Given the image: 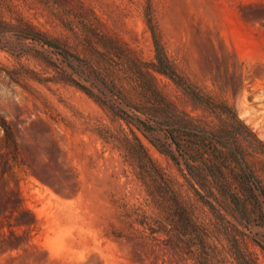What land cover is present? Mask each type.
Segmentation results:
<instances>
[{"label":"rangeland","instance_id":"obj_1","mask_svg":"<svg viewBox=\"0 0 264 264\" xmlns=\"http://www.w3.org/2000/svg\"><path fill=\"white\" fill-rule=\"evenodd\" d=\"M93 16L146 62L151 17L178 73L255 133L238 142L264 183V0H0V117L13 134L0 125V264H236V239L264 264L254 211L244 218L197 184L156 118L97 80L79 50ZM20 20L60 47L26 38ZM156 78L207 129L226 126L172 78Z\"/></svg>","mask_w":264,"mask_h":264},{"label":"trees","instance_id":"obj_2","mask_svg":"<svg viewBox=\"0 0 264 264\" xmlns=\"http://www.w3.org/2000/svg\"><path fill=\"white\" fill-rule=\"evenodd\" d=\"M93 17L92 20L85 19L86 25L79 34L81 44L79 50L83 52L97 80L121 102L156 118L160 126L165 128L178 153V155L172 153V158L177 163L180 162L178 156L182 158L197 184L202 188H208L211 194L213 188H216L230 198L242 217L247 218L251 209L261 224H264V183L252 169V165L246 159L244 148L238 142L239 136L243 137L244 133H252L256 137L255 133L238 118L232 106L224 102H215L211 97L202 95L178 73L165 52L151 17L148 18V23L155 46V59L152 62L144 61L117 39L110 37L101 28L99 19ZM63 24L66 25L65 21ZM17 27L26 38L60 47L58 40L48 37L30 23L20 20ZM61 48L68 52L63 53L65 57L71 56L66 46ZM73 56L81 59L79 55ZM156 72L169 76L189 91L195 99L223 115L227 121L226 126L218 131L207 129L190 114L179 109L161 93ZM140 73L148 77L149 84L146 87L134 85L138 80L136 76ZM69 80L95 96L85 84L75 79ZM0 125L5 130L7 138H13L11 126L4 117H0ZM193 186L197 194L203 198L200 189ZM258 244L264 251V245ZM231 250L236 264H257L244 240L236 239L231 245Z\"/></svg>","mask_w":264,"mask_h":264}]
</instances>
